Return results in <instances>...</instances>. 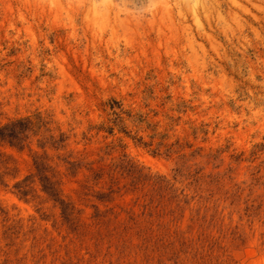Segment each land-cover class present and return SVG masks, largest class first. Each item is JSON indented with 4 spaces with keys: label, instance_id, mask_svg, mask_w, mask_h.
Segmentation results:
<instances>
[{
    "label": "rangeland",
    "instance_id": "374dc122",
    "mask_svg": "<svg viewBox=\"0 0 264 264\" xmlns=\"http://www.w3.org/2000/svg\"><path fill=\"white\" fill-rule=\"evenodd\" d=\"M0 264H264V0H0Z\"/></svg>",
    "mask_w": 264,
    "mask_h": 264
}]
</instances>
